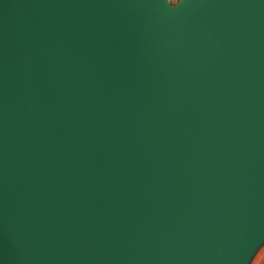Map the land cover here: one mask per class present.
<instances>
[{
	"label": "water",
	"instance_id": "1",
	"mask_svg": "<svg viewBox=\"0 0 264 264\" xmlns=\"http://www.w3.org/2000/svg\"><path fill=\"white\" fill-rule=\"evenodd\" d=\"M263 242L264 0H0V264Z\"/></svg>",
	"mask_w": 264,
	"mask_h": 264
},
{
	"label": "rangeland",
	"instance_id": "2",
	"mask_svg": "<svg viewBox=\"0 0 264 264\" xmlns=\"http://www.w3.org/2000/svg\"><path fill=\"white\" fill-rule=\"evenodd\" d=\"M172 4L176 5L179 0H169ZM264 254V242L263 244L258 248L256 253L254 254L253 258L251 259L249 264H256V262L260 259V257Z\"/></svg>",
	"mask_w": 264,
	"mask_h": 264
},
{
	"label": "crops",
	"instance_id": "3",
	"mask_svg": "<svg viewBox=\"0 0 264 264\" xmlns=\"http://www.w3.org/2000/svg\"><path fill=\"white\" fill-rule=\"evenodd\" d=\"M256 264H264V254L260 257Z\"/></svg>",
	"mask_w": 264,
	"mask_h": 264
}]
</instances>
